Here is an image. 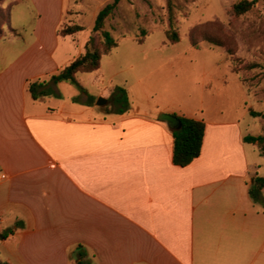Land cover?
<instances>
[{
	"label": "crops",
	"instance_id": "crops-1",
	"mask_svg": "<svg viewBox=\"0 0 264 264\" xmlns=\"http://www.w3.org/2000/svg\"><path fill=\"white\" fill-rule=\"evenodd\" d=\"M6 3L25 6L29 19L0 37V259L77 264L83 246L94 264H264V200L249 193L264 157L244 139L262 133L263 116L251 113L230 64L203 74L199 94L213 103L196 107L146 103L125 82L131 108L108 112L115 86L104 84L102 67L96 95L80 80L86 91L64 94L61 81L49 83L58 96L34 99L29 82L50 81L90 32L59 33L66 0ZM171 113L206 124L201 153L186 166L173 160Z\"/></svg>",
	"mask_w": 264,
	"mask_h": 264
},
{
	"label": "rangeland",
	"instance_id": "rangeland-1",
	"mask_svg": "<svg viewBox=\"0 0 264 264\" xmlns=\"http://www.w3.org/2000/svg\"><path fill=\"white\" fill-rule=\"evenodd\" d=\"M112 1L66 0L65 23H79L91 32L96 13ZM236 1L172 0L175 23L171 26L168 0H120L106 20V28L119 45L102 57L104 84L123 86L126 82L135 85L139 97L146 103L160 101L191 107H196L202 99L205 103H213L212 95L199 94L198 82L205 72L222 74L228 64L233 71L235 64L225 47L208 41H200L197 47L192 45L193 34L201 40V34L208 32L222 37L227 46L233 48L237 59V72H233L246 86L253 110L264 114V0H256L254 6L241 15L230 11ZM8 7L6 0H0L4 26L13 20L26 23L25 6L10 12ZM172 29L179 34V41L174 44L167 36ZM63 51L65 57L73 53L70 48ZM250 63L254 64L252 68L248 66ZM94 74L79 73L78 79L96 95L102 83H93ZM64 82L61 86L64 94L70 90H77L79 95L83 93L76 85ZM262 118L257 124L258 127L262 125L261 134H264ZM260 173L264 174V167Z\"/></svg>",
	"mask_w": 264,
	"mask_h": 264
},
{
	"label": "trees",
	"instance_id": "trees-1",
	"mask_svg": "<svg viewBox=\"0 0 264 264\" xmlns=\"http://www.w3.org/2000/svg\"><path fill=\"white\" fill-rule=\"evenodd\" d=\"M120 0H113L102 7L95 18L91 32L85 42V49L83 53L74 58L70 63L65 65L58 73L52 75L50 81L37 80L30 81L28 89L34 99H39L43 96L56 95L53 88L49 85L50 82L58 83L61 81H66L76 85L81 90H85L81 85L78 75L79 73H89L98 70L101 67L102 57L113 51L119 45L117 39H115L110 30L106 28V20L116 9ZM169 1V9L171 12L170 21L171 26L175 23V16L173 12L172 0ZM256 0H238L234 2L231 6V13L234 15H241L249 11L255 4ZM15 3L9 5V12ZM4 20L2 18V13L0 11V37L4 30ZM85 29V26L79 23H64L60 29L59 33L62 36L71 35L77 32H81ZM170 43H176L179 41V34L177 31L169 30L167 33ZM201 40L194 38L192 35V45L197 47L200 41H208L214 45L225 47L226 51L231 56V61L235 64L233 71L237 72L236 62L237 59L234 57V50L232 47L227 46L225 40L217 35H213L208 32H203L201 34ZM140 43L143 41L140 39ZM250 68L254 64H248ZM94 103V98L91 97L89 104ZM106 105V110L114 112H125L130 109V98L128 89L125 86H115ZM254 116H263L261 112L251 110ZM165 117L174 119L178 121V127L173 128V160L174 163L180 166L188 165L194 158L198 157L201 153L203 141L205 137L206 124L201 119H196L193 117L186 116L184 114H166ZM245 141L257 145L261 151V155L264 157V134L260 135H247L245 136ZM264 191V175H257L254 178L253 184L249 189L251 197L255 201L262 202V192ZM21 224L17 223V226ZM14 232V228H8L2 233L3 237H7ZM73 256L78 259L77 264H94L88 252L83 248V246H78L73 252ZM0 264H10L7 261L0 259Z\"/></svg>",
	"mask_w": 264,
	"mask_h": 264
},
{
	"label": "water",
	"instance_id": "water-1",
	"mask_svg": "<svg viewBox=\"0 0 264 264\" xmlns=\"http://www.w3.org/2000/svg\"><path fill=\"white\" fill-rule=\"evenodd\" d=\"M105 103H107V99H105V98H100L98 100V104H105ZM168 123L171 124V125H173V126H175V127H177L176 122L168 121Z\"/></svg>",
	"mask_w": 264,
	"mask_h": 264
}]
</instances>
